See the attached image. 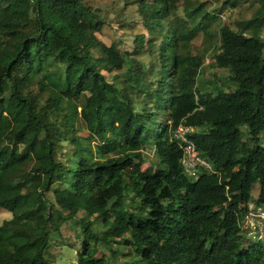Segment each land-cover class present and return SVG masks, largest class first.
I'll list each match as a JSON object with an SVG mask.
<instances>
[{
  "label": "trees",
  "instance_id": "16d2710c",
  "mask_svg": "<svg viewBox=\"0 0 264 264\" xmlns=\"http://www.w3.org/2000/svg\"><path fill=\"white\" fill-rule=\"evenodd\" d=\"M236 1L119 0L149 31L133 52L152 58L154 77L133 61L119 86L104 73L129 54L96 37L106 12L0 0V264H55L50 246L68 220L73 264H122L121 243L136 264H264V239L240 227L246 203H264V0L236 29L213 27ZM210 49L225 75L201 80ZM179 122L208 163L194 177L170 138ZM144 145L155 160L140 169Z\"/></svg>",
  "mask_w": 264,
  "mask_h": 264
},
{
  "label": "rangeland",
  "instance_id": "374dc122",
  "mask_svg": "<svg viewBox=\"0 0 264 264\" xmlns=\"http://www.w3.org/2000/svg\"><path fill=\"white\" fill-rule=\"evenodd\" d=\"M89 4L93 5L95 8H99L101 13H107L106 17H103L102 26L99 31L95 32L96 37L102 41L104 44L108 45L113 43L116 45L120 53L129 54L127 62L124 63L121 69L116 70L111 73H104L107 79H113V82L117 83L119 86L126 79L128 73L127 68L130 67L131 63L135 61L136 66L139 67L141 71H145V77L148 81H153L154 77L152 74L149 75V66L152 62V58L147 53H137L133 52L135 43L133 42L135 35L142 34L144 39L148 36L149 31L145 26L138 21V14L134 11V8L127 5L123 6L119 0H85ZM200 1L205 6L212 8L214 5H219L222 0H192ZM254 10V4L251 0H240L236 1L233 6H224L218 13L217 20L213 24L215 27L217 24H227L231 28L236 29L237 24L242 20L247 19L252 11ZM178 15H184L182 11V5L177 9ZM106 15V14H104ZM264 40V33H261ZM205 38V37H204ZM202 36L199 33L196 35L191 43L193 47L197 50L201 48ZM204 40V39H203ZM212 49H210L204 57V60L199 69V77L202 79L210 78L212 75L218 77L225 75L223 70L217 69L212 63ZM264 55V50H263ZM130 73V71H128ZM134 84H138V75L132 77ZM134 97V107L138 109V102L141 101L143 96L138 92L133 94ZM147 107L152 109L153 105L148 103ZM158 122V121H157ZM155 157L153 155L152 149L148 145H144L138 150L134 156V163L144 169L145 167L152 166ZM50 196V193H48ZM251 195H256V188H253ZM9 217V213L3 209H0V222ZM77 228L73 224L72 220L66 221L63 227L60 228V232L55 237L52 245L50 246V256L55 264H73L74 263V252L78 248V244L74 242L72 231H76ZM70 242V244H69ZM122 244V243H121ZM117 245L114 248V253L117 252L116 258L122 264H136L134 257L132 256L131 250L127 245ZM130 252L129 254H126Z\"/></svg>",
  "mask_w": 264,
  "mask_h": 264
},
{
  "label": "built area",
  "instance_id": "2783aa9c",
  "mask_svg": "<svg viewBox=\"0 0 264 264\" xmlns=\"http://www.w3.org/2000/svg\"><path fill=\"white\" fill-rule=\"evenodd\" d=\"M192 128L179 122L170 133V138L181 150L179 163L182 172L187 177H194L198 167H208V163L199 156L189 134ZM242 231L254 241L264 239V203L255 205L252 201L246 203V210L240 220Z\"/></svg>",
  "mask_w": 264,
  "mask_h": 264
}]
</instances>
